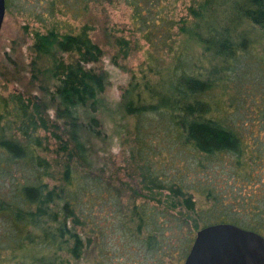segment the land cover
Returning a JSON list of instances; mask_svg holds the SVG:
<instances>
[{
    "label": "trees",
    "instance_id": "16d2710c",
    "mask_svg": "<svg viewBox=\"0 0 264 264\" xmlns=\"http://www.w3.org/2000/svg\"><path fill=\"white\" fill-rule=\"evenodd\" d=\"M123 1L146 43L172 53L182 37L168 67L150 55L155 79L145 75L122 96L148 195L126 207L130 188L96 172L84 144L79 116L99 127L107 86L89 67L103 55L92 25L36 32L30 68L53 84L50 104L68 122L69 142L53 132L45 100L0 92V264H183L206 226L264 233V54L252 55L264 40V0H202L188 22L159 14V0ZM74 4L82 20L90 0ZM114 43L127 58L129 42ZM47 134L65 155L58 177Z\"/></svg>",
    "mask_w": 264,
    "mask_h": 264
},
{
    "label": "rangeland",
    "instance_id": "374dc122",
    "mask_svg": "<svg viewBox=\"0 0 264 264\" xmlns=\"http://www.w3.org/2000/svg\"><path fill=\"white\" fill-rule=\"evenodd\" d=\"M159 1L162 7L159 14H165L176 22H188L191 20L188 8L196 7L202 0ZM83 23L92 25L91 38L103 51L100 61L89 67L96 72L104 73L107 77L106 89L100 96V108L94 114L99 127L92 130L88 118L79 116V123L82 122L88 130L85 135L88 139L84 138V144L89 150L96 172H102L105 178H111L118 185L125 184L130 188L127 190L125 187L123 196V204L130 208L134 203L143 202L148 191L141 181L134 156L135 120L124 113L121 106L122 96L132 82H140L148 75L150 55L163 59L165 67L173 62L174 54L182 50L180 35L175 37L172 53L167 48L157 49L154 45L146 43L135 30L131 10L123 0H90L87 13L82 20L81 11L77 10L74 0H6L5 16L0 31V92L4 96L20 92L25 96H37L45 100L50 105L48 108L50 120L58 126L53 132L60 135L63 142L68 143V122L57 118L56 106L50 104L53 84L45 82L41 77L34 78L31 71L30 62L34 58L31 47L36 32L43 34L51 28H57L60 33L68 31L77 33ZM174 31L178 32L177 28H174ZM117 38H124L129 42L130 53L127 58H123L119 53L114 43ZM188 52L194 56L198 54L191 46ZM263 54L264 40L256 45L252 55L259 58ZM262 68L264 70V64ZM148 77L151 80L155 79L150 75ZM47 135L50 151L46 158L51 162L53 172L57 176L62 170L65 155L60 151L61 143L51 134ZM254 135L263 137L257 127ZM249 138L247 140L250 143ZM50 183L56 184V181ZM262 235L264 236V233Z\"/></svg>",
    "mask_w": 264,
    "mask_h": 264
},
{
    "label": "water",
    "instance_id": "95a60500",
    "mask_svg": "<svg viewBox=\"0 0 264 264\" xmlns=\"http://www.w3.org/2000/svg\"><path fill=\"white\" fill-rule=\"evenodd\" d=\"M6 0H0V31ZM183 264H264V236L229 223L199 229Z\"/></svg>",
    "mask_w": 264,
    "mask_h": 264
}]
</instances>
